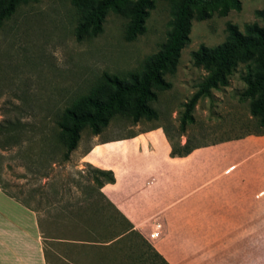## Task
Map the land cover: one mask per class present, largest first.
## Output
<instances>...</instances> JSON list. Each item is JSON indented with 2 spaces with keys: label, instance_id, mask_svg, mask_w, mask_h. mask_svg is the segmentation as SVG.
<instances>
[{
  "label": "rangeland",
  "instance_id": "1",
  "mask_svg": "<svg viewBox=\"0 0 264 264\" xmlns=\"http://www.w3.org/2000/svg\"><path fill=\"white\" fill-rule=\"evenodd\" d=\"M261 8L264 0H240L238 11L230 10L225 16L213 12L200 21L192 19L189 41L180 50L175 71L163 75L170 87L156 91L155 100L150 102L156 118H140L133 123L117 114L95 135L84 127L67 160H63L64 147L56 139L57 115L73 98L97 84L103 72L124 77L138 70L144 57L155 52L164 39L169 3L155 0L145 20V30L130 41L123 38L125 18L111 11L104 16L99 33L76 40L77 14L69 0L28 1L19 4L3 21L0 120L14 122L18 134L7 141L0 153V184L31 206L41 207L50 200L45 204L48 209L38 213L41 236L52 238L43 239L49 264H161L153 257L148 240L146 249L139 238L108 247H79L75 239L57 238H79L74 229L65 226L86 222L100 226L111 221L108 216L114 213L108 208L96 219L91 215L94 204L101 202L96 195L88 197L85 187L91 183L88 170L78 162L79 156L90 143L125 137L149 126L160 125L175 135L182 104L206 75L202 67L193 65L190 52L200 44L213 46L223 41L226 21L240 30L244 23L264 25L254 15V10ZM243 73L244 65L238 63L227 85L211 89L210 96L196 101L191 111L193 120L181 134L189 146L222 142L225 137L258 130L248 112L249 100L240 99L245 86ZM199 155L208 153L200 150L196 157ZM218 162L202 163L197 169H222ZM202 181L207 183L206 179Z\"/></svg>",
  "mask_w": 264,
  "mask_h": 264
},
{
  "label": "crops",
  "instance_id": "2",
  "mask_svg": "<svg viewBox=\"0 0 264 264\" xmlns=\"http://www.w3.org/2000/svg\"><path fill=\"white\" fill-rule=\"evenodd\" d=\"M185 140L180 135L179 142ZM191 146L185 156H170L160 125L87 146L78 162L113 172V182L98 192L138 233L91 247L139 238L169 264H264V133ZM200 150L208 155L196 157ZM211 161L222 169H197ZM85 188L88 197L95 195ZM45 204L31 206L0 190V264H49L43 239L52 238L41 236L38 214ZM93 212L95 219L103 213L97 203ZM155 223L160 233L153 240L147 233Z\"/></svg>",
  "mask_w": 264,
  "mask_h": 264
},
{
  "label": "trees",
  "instance_id": "3",
  "mask_svg": "<svg viewBox=\"0 0 264 264\" xmlns=\"http://www.w3.org/2000/svg\"><path fill=\"white\" fill-rule=\"evenodd\" d=\"M28 1L32 0H0V27L19 4ZM69 1L77 14L74 27L76 40L99 33L108 11L125 18L123 38L126 41L133 40L145 30V20L155 3V0ZM166 1L169 3L170 18L164 39L155 52L144 57L140 68L128 72L124 77L103 72L97 84L91 86L86 93L73 98L57 115L56 139L64 147L63 160H67L69 153L76 147L80 131L84 127L95 135L117 114L125 116L133 123L140 118H156V111L150 106V102L155 100L156 91L170 87V82L165 80L163 75L175 71L180 50L189 41L191 20H205L213 12L218 16H225L230 10L240 9V0ZM254 15L264 23V8L254 10ZM224 30L226 34L220 43L213 46L200 44L190 52L193 65L202 67L206 75L182 104L183 109L175 135H171L166 128H162L170 146V156H185L193 149L188 145L187 139L181 144L179 136L184 131L185 125L193 120L191 111L196 101L201 97L210 96L211 89L227 85L228 76L238 63L244 65L241 78L245 86L240 93V99L249 100L248 112L250 117L255 119L258 127L255 133H264V25H259L255 21L244 23L240 30L237 25L226 21ZM17 134L18 130L14 122L0 120V153L5 149L7 141L14 140ZM83 165L90 176H88L92 186L90 187L101 202L97 205L98 213L106 212L109 208L110 212H114L108 213V217L112 220L100 226L91 222L76 223L71 227L65 226L68 230L74 229L79 238H71L69 235L57 238H62L63 241L75 239L81 247L105 245L122 234L138 235L111 202L98 192V188L103 183L113 182V172L87 162H83ZM0 190L16 200V197L6 192L1 184ZM91 215H94V212ZM148 247L159 263L169 264L152 246L148 245ZM141 260L144 262L147 257Z\"/></svg>",
  "mask_w": 264,
  "mask_h": 264
},
{
  "label": "built area",
  "instance_id": "4",
  "mask_svg": "<svg viewBox=\"0 0 264 264\" xmlns=\"http://www.w3.org/2000/svg\"><path fill=\"white\" fill-rule=\"evenodd\" d=\"M159 233H160L159 223H155L154 227L148 231L147 238L155 239V238L159 237Z\"/></svg>",
  "mask_w": 264,
  "mask_h": 264
}]
</instances>
